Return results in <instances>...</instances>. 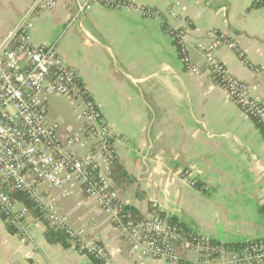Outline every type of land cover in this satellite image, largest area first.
<instances>
[{
	"label": "crops",
	"instance_id": "0c3cea01",
	"mask_svg": "<svg viewBox=\"0 0 264 264\" xmlns=\"http://www.w3.org/2000/svg\"><path fill=\"white\" fill-rule=\"evenodd\" d=\"M84 1L59 0L39 13L31 42L57 43L100 107L128 174L124 185L115 183L121 198L141 216L157 209L223 243L264 239V135L210 76L185 67L164 27L189 28L185 52L203 71L196 44L211 42L212 31L228 37L238 50L224 45L217 57L240 79L259 84L255 96L264 103V8H251L252 0H130L134 5L116 7L102 0L77 16ZM34 2L0 0V45ZM72 112L63 96L50 98L47 117L63 139L81 128ZM58 208L70 225L102 241L116 263L168 264L131 254L84 193L59 199ZM45 231L40 221L25 241L0 216V264H98L68 240L48 241ZM179 251L186 254L182 243Z\"/></svg>",
	"mask_w": 264,
	"mask_h": 264
},
{
	"label": "built area",
	"instance_id": "2783aa9c",
	"mask_svg": "<svg viewBox=\"0 0 264 264\" xmlns=\"http://www.w3.org/2000/svg\"><path fill=\"white\" fill-rule=\"evenodd\" d=\"M58 1L35 0L0 45V216L5 224L28 241L34 225L39 223L28 207L12 196L11 190H16L31 201L49 228L62 231L74 247L100 264H119L102 241L87 236L85 226L73 227L59 212V199L82 192L110 218L135 256L162 258L168 264H264V239L229 250L211 245L204 235L188 239L179 223L167 215L133 214L112 177L118 150L114 132L100 107L77 71L61 56L57 43L31 42L34 18L54 9ZM98 1L102 0H85L77 16ZM168 14L180 18L175 10ZM188 31V27L182 28L177 35L185 67L210 76L264 129V103L255 96L259 84L237 77L216 55L224 45L238 50L236 44L225 35L210 32L216 35L211 42L196 44L206 66L203 71L185 52ZM53 95L68 101L81 124L79 131L65 139L59 124L47 117ZM184 179L196 185L195 180ZM181 243L185 255L179 251Z\"/></svg>",
	"mask_w": 264,
	"mask_h": 264
},
{
	"label": "trees",
	"instance_id": "16d2710c",
	"mask_svg": "<svg viewBox=\"0 0 264 264\" xmlns=\"http://www.w3.org/2000/svg\"><path fill=\"white\" fill-rule=\"evenodd\" d=\"M102 2L106 3L108 6H111L110 4H112L113 6L134 5V3L130 0H108V1L104 0ZM142 8L147 15L153 16V15H157V13L160 14L158 11L150 9L148 7H142ZM251 8H264V0H260L258 2L252 1ZM164 27H165V30L171 35V37H173V43L177 47L178 51L180 52V56L183 57L182 48H181V45L178 44V37H177L181 29L175 30L172 27H170L167 23L164 24ZM257 127L261 130L262 134L264 135V129L259 124H257ZM112 177H113L114 182L117 183V185L119 184L120 186L124 185V183L126 182L128 178V174L125 168L121 165V163H119V160L114 164V170L112 173ZM197 185L198 183H196V186ZM11 194L14 198L20 200L22 203H24V205L28 207L30 212L36 217L37 221L39 222L41 221L46 225V222L43 219L42 215L39 213V211L35 208V206L31 203V201L25 195H23L22 193L16 190H11ZM150 204L151 203H149V205ZM129 208L131 209L133 214L137 216H141L140 213L135 208L133 207H129ZM153 214H160V215L166 216V214H164L163 212H159L157 209L153 211ZM169 219L172 222L179 223V225L182 227L184 231V235L187 236L188 239L190 240L200 239L203 236V235H198L193 230H191L187 225L178 221L177 219H174L173 217H169ZM7 228L11 233H14V230L11 227L7 226ZM45 236L47 240L50 242H61L63 244L67 243L66 236L62 231L49 228L47 225H46ZM208 241L210 242L211 245H221L229 250H237V249H240L246 246V243H243V242L223 243V242H220L212 238H209Z\"/></svg>",
	"mask_w": 264,
	"mask_h": 264
},
{
	"label": "water",
	"instance_id": "95a60500",
	"mask_svg": "<svg viewBox=\"0 0 264 264\" xmlns=\"http://www.w3.org/2000/svg\"><path fill=\"white\" fill-rule=\"evenodd\" d=\"M203 68L205 69V68H206V66L204 65V66H203Z\"/></svg>",
	"mask_w": 264,
	"mask_h": 264
},
{
	"label": "rangeland",
	"instance_id": "374dc122",
	"mask_svg": "<svg viewBox=\"0 0 264 264\" xmlns=\"http://www.w3.org/2000/svg\"><path fill=\"white\" fill-rule=\"evenodd\" d=\"M73 113V112H72ZM75 117V116H74ZM77 121V120H76Z\"/></svg>",
	"mask_w": 264,
	"mask_h": 264
}]
</instances>
